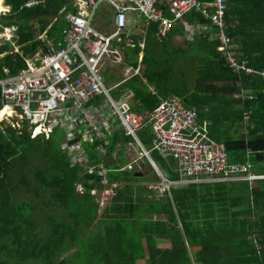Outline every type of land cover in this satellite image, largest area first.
I'll list each match as a JSON object with an SVG mask.
<instances>
[{"label": "trees", "instance_id": "1", "mask_svg": "<svg viewBox=\"0 0 264 264\" xmlns=\"http://www.w3.org/2000/svg\"><path fill=\"white\" fill-rule=\"evenodd\" d=\"M3 1L9 11L0 15V26L17 29L12 41L0 40V78L15 75L24 66V56L46 51L45 40L38 39L34 30L33 17L39 18L38 34L50 26L47 34L54 37L63 27L61 18L53 21L56 12L61 7L74 11L70 0H40L30 8L24 6L29 0ZM185 20L209 24L197 14ZM224 22L231 54L264 71V0H228ZM184 31L178 23L169 38L159 40L156 25L151 24L144 37H132L135 46L125 61L136 66L142 51L141 75L128 82L142 104L139 110H151L163 99L180 98L185 106L197 108L199 121H207L210 136L225 144L230 161L249 162L254 173L264 174V79L236 74L227 67L224 54L217 50L219 42L211 36L215 27L191 42L184 38ZM176 36L182 37L178 43H174ZM138 42H144L142 49ZM14 45L19 53L12 52ZM181 59L188 61L185 67L196 77L192 86L187 80L178 81L186 74L175 67ZM142 78L156 95L147 92ZM241 89L252 96L235 98ZM245 110L252 111V126L243 135L238 134L236 124ZM54 134L62 136L57 130ZM115 137L106 154L96 157L91 152L90 164L78 165L68 161L62 142L57 145L51 136L30 139L26 123L21 130L0 126V264H54L72 242L80 245L82 259L92 258L96 263L135 264L140 259L145 264H264V179L254 187L243 181L190 184L164 190L156 197L133 184L145 181L146 176L118 170L125 161L121 154L112 159L111 153L117 140L130 138L123 133ZM139 137L148 144L144 132ZM159 159L164 166L166 162ZM99 165L107 169L110 183H123L116 188L103 219L96 218L98 207L87 191L109 186L107 179L101 182ZM90 166L93 171L88 174ZM77 184L85 192L79 193ZM148 191L153 194L149 198L144 196ZM65 213L64 219L55 216ZM40 225L45 226V235ZM81 227L88 230L83 239ZM157 239L171 246L158 247ZM72 261L62 259L56 264Z\"/></svg>", "mask_w": 264, "mask_h": 264}, {"label": "built area", "instance_id": "2", "mask_svg": "<svg viewBox=\"0 0 264 264\" xmlns=\"http://www.w3.org/2000/svg\"><path fill=\"white\" fill-rule=\"evenodd\" d=\"M227 3L228 0H77L73 5L75 13L64 16L61 37L49 39L46 32L40 33L37 37L45 40L46 51L24 56L25 66L0 80L1 111L9 112L4 119L28 121L29 129L34 126L31 137L41 133L48 138L57 130L68 161L78 165L89 164L91 152L94 156L106 154L111 139L123 133L130 139L117 140L115 147L131 149L137 154L136 160L147 161L156 172L152 154L174 163L172 180L158 168L163 186L169 185L166 190L231 181L250 185L264 179V174L252 171L249 162L229 160L225 144L212 139L198 122L195 107L170 97L139 113L142 104L128 85L138 74V69L125 61L128 50L135 46L132 37H144L151 24L156 25L159 40L167 38L176 24H182L184 38L189 42L210 26L215 27L217 31L211 36L219 42L217 50L224 54L227 67L247 75L255 73L246 60L230 52L231 38L224 22ZM101 5L105 10L97 19L96 11ZM189 14H197L209 24L187 22ZM13 30L4 29L10 38L6 39L11 40ZM138 45L142 49L144 42ZM141 59L139 52L137 63ZM260 75L264 77V72ZM145 86L151 95H156L151 85ZM249 113L244 115L245 121ZM139 132L145 133L148 144L143 143ZM124 161L118 170H131L135 160ZM98 168L104 182L107 169L101 165ZM92 171L90 166L88 173Z\"/></svg>", "mask_w": 264, "mask_h": 264}, {"label": "rangeland", "instance_id": "3", "mask_svg": "<svg viewBox=\"0 0 264 264\" xmlns=\"http://www.w3.org/2000/svg\"><path fill=\"white\" fill-rule=\"evenodd\" d=\"M2 1V0H1ZM105 10V7L104 6H100L97 11H96V16H97V19H99L103 13V11ZM34 21V24L37 25L36 23V18L33 19ZM0 37H3L1 38V41L3 40H9L10 38L8 37V33H0ZM55 38H59L61 37V28L59 29V31L57 32L56 36H54ZM6 38H9V39H6ZM181 39L179 37H175L174 38V43H178ZM183 48H185V46H183ZM12 52L15 53L16 52V47H13L12 49ZM139 58V56H138ZM186 63H188V61L186 60H179V62L177 63L179 66L175 65V67L180 70L181 72H186L185 76H179L178 77V81H185L187 80L189 86H192L194 84V79L196 77L193 76V73L191 71L188 70L186 66ZM15 126L16 128H21L22 126V123L21 121H19L18 119H15V118H11L9 119L5 124H1L0 126L2 128H4V126H7V125H12ZM26 129L27 131L29 130L28 126L26 125ZM53 142L56 143L57 145L60 146L61 144V137L58 135V134H54L53 137ZM59 140V141H58ZM120 145L119 146H116L115 147V150L114 152L112 153V159H115L118 154H121V156L126 160V161H129V162H133V160H135V163L132 164V171H134L135 173H138V172H141L142 170V174L143 176L145 177L146 176V180L145 181H142V182H135L133 183L135 186H142L145 190H149V191H152L154 193H156V197H160L163 193V191H170V188L172 187H169L168 190H166L167 188H165L166 186H169L168 184H164L163 186V183L161 181V179L159 178L158 176V173H159V170L167 177L171 178L173 176H171V172L169 171V168L166 166V164H161L160 163V159L158 158V156L154 153L152 154V159L154 160L155 164L157 165V172L152 169L149 165V163L147 161H142V159H138L136 160V156L137 154H135V152H133L131 149L128 150V151H124V156H123V151L120 150ZM105 152H102L100 154H103ZM101 157L100 155H97L96 157ZM124 170V169H123ZM255 170H256V167H255ZM134 173V174H135ZM158 177L159 180L156 181L153 180L154 177ZM122 182H118L117 184H114L115 186V189L117 188H120L122 186ZM254 187L256 186L255 183H251L250 184V187ZM174 188H177V187H174ZM115 189H113V194L115 193ZM77 191L79 193H82L84 192V189L82 186H78L77 187ZM147 192L144 196L149 198L151 197L153 194L150 193V192ZM91 195V200L92 202H94V204L97 205L98 209H97V213H96V218L98 219H103L105 216L104 215H101L104 208L111 202V198H112V195L111 193L107 190V188H103L102 190H94L90 193ZM99 215V216H98ZM55 216L58 218V219H64L67 217L66 213L65 214H55ZM40 216L38 215V220H40L39 218ZM39 227H43L44 230H41V232L43 233V235H45L47 233V231H45V226L43 225H40ZM88 233V230L86 229H83V227L80 228V239H83L85 238V236L87 235ZM79 237V235H78ZM164 241L163 240H159L157 239L155 241L156 245L158 247H170V243L169 241H167L168 243H165V244H162ZM143 245H145L144 241L142 242ZM80 245L78 246H75V244L72 242V246L71 245H68L67 247L69 248L67 251H65L63 254H60L55 260H54V264H56L58 261L62 260V259H72L73 261L69 264H106L105 261H100L98 263H96L92 258H83L81 257V252H80V249L81 247H79ZM144 255H146V252H144ZM147 256V255H146ZM116 258H114V263L116 262ZM25 264H37L35 262H31V261H28L27 263ZM135 264H145L144 263V260H137L135 262Z\"/></svg>", "mask_w": 264, "mask_h": 264}, {"label": "clouds", "instance_id": "4", "mask_svg": "<svg viewBox=\"0 0 264 264\" xmlns=\"http://www.w3.org/2000/svg\"><path fill=\"white\" fill-rule=\"evenodd\" d=\"M3 1V0H2ZM38 3H41V1L40 0H29V1H27V3L26 4H24V6L26 7V8H30V7H32V6H34V5H36V4H38ZM74 3H77V0H70V4H71V7L74 9V11L73 12H65V8L64 7H61V9L59 10V11H57L56 12V14L54 15V18H53V21H55V20H57V19H62V21H63V27H65V24H66V22H65V20H64V16L67 14V13H72V14H74L75 13V8L73 7V5H74ZM3 5H4V1H3ZM75 6V5H74ZM4 7H6L7 8V10L6 11H2L1 13H0V15H2V14H6L8 11H9V7H7V6H5L4 5ZM34 18H36V23H38L39 22V18L37 17V16H35V17H33L32 18V23L34 24V21H33V19ZM44 18V17H43ZM96 18H97V16H96ZM34 26V25H33ZM49 27L50 26H47L46 27V30L45 31H43V32H46V34H47V30L49 29ZM63 27L61 28V31H62V29H63ZM0 28H2L1 30H0V33H4V29H8V28H14V30L11 32V35H12V38H11V40H9V42L10 41H12L13 40V38H16V36H15V34H14V32L16 31V27L15 26H12V27H1L0 26ZM34 30L36 31V35L38 36L39 34H38V29H37V25L36 26H34ZM6 32V31H5ZM42 32V33H43ZM61 35H62V33H61ZM47 36H48V38L50 39H58V38H55V37H50L48 34H47ZM1 38H3V37H0V40H1ZM8 41V40H7ZM13 47H17V46H13ZM18 48V47H17ZM38 51V50H37ZM142 52V51H141ZM34 54V53H33ZM138 55V54H137ZM3 55H0V58L2 57ZM136 61H137V58H136ZM24 63V62H23ZM24 66H25V64H24ZM132 66V65H131ZM134 68H137L138 69V74H136L135 76H140L141 75V70H142V65H141V62L140 63H137L136 64V66H133V69ZM10 76H13V75H7V76H5V77H3V78H0V80H3V79H6L7 77H10ZM134 76V77H135ZM133 77V78H134ZM132 78V79H133ZM141 81L143 82V84H144V86H145V84H147L146 83V80L145 79H141ZM146 87V86H145ZM147 89V88H146ZM1 92V91H0ZM148 92V91H147ZM1 110H2V105H1V103H0V112H1ZM143 112V111H146V109H144V110H139V113L140 112ZM7 121L5 120V119H2V120H0V125L1 124H5ZM25 123H26V125L29 127V125H28V121L26 122L25 121ZM24 122H22V126H21V128H16V127H12V128H14V129H16V130H21L22 128H23V125L25 124ZM34 129V126L31 128V129H29L28 131H27V129H26V131L27 132H29V138L30 139H35V138H37V137H39V136H41L42 137V139H44V140H47L48 138H50V136L51 137H53V135H54V133H51L50 134V136L48 137V138H44V136H43V134H41V133H36V135L34 136V137H31V134H32V130ZM61 142H62V144H63V140L61 139ZM61 144V145H62ZM103 168H105V167H103ZM106 169V168H105ZM89 170V169H88ZM87 173H88V171H87ZM88 174H90V173H88ZM107 180L109 181V178H107ZM115 184H117V183H115ZM78 186H82L81 184H77L76 185V190H77V187ZM83 187V186H82ZM103 188H107V190L111 193V195H112V198L111 199H113V197H114V195L116 194V191H117V189H115V186H114V184H112V183H110V181H109V186H106V185H103ZM103 188H101V189H96L95 187L94 188H92V189H88L87 191H89V194L92 192V191H94V190H102ZM83 189H84V192H85V188L83 187ZM113 189H115V193L113 194ZM106 208V207H105Z\"/></svg>", "mask_w": 264, "mask_h": 264}, {"label": "crops", "instance_id": "5", "mask_svg": "<svg viewBox=\"0 0 264 264\" xmlns=\"http://www.w3.org/2000/svg\"><path fill=\"white\" fill-rule=\"evenodd\" d=\"M0 2H1V4H2V1L0 0ZM240 59H243V58H240ZM244 60H246L245 58H244ZM246 61H248V60H246ZM249 67L250 68H252L254 71H255V73H252V74H248V75H258V76H260L262 79H264V77L263 76H261L260 75V73L261 72H264V71H257V70H255L252 66H250L249 65ZM231 70V69H230ZM232 71V70H231ZM233 73H236V74H239V73H242L241 71L240 72H235V71H232ZM244 73V72H243ZM245 74V73H244ZM245 75H247V74H245ZM241 92L239 93V94H235L234 95V97L235 98H239V97H242V98H246V97H250V96H252V93L249 91V90H245V89H241L240 90ZM241 94V95H240ZM244 95V96H243ZM180 99V98H179ZM181 100V99H180ZM243 100V99H242ZM182 101V100H181ZM196 110H197V108H196ZM3 112H5V111H1L0 112V120H2V119H4L3 118ZM250 112V113H249ZM251 110H245L244 111V113H243V115H242V119L239 121V123L238 124H236L237 126H238V129H237V132H238V134L239 133H241V134H243V135H245V134H247L248 132H247V129H246V127L247 126H252V124H250V116H251ZM246 113H249V116H248V119L245 121L244 120V115L246 114ZM198 114V113H197ZM6 116H7V113H6ZM198 122L202 125V126H204L205 127V131H206V133L210 136V133H209V128H208V123H207V121H199V119H198ZM211 137V136H210ZM212 138V137H211ZM213 139V138H212ZM215 140V139H214ZM217 141V140H216ZM167 162H168V164H167ZM166 162V165H167V167H169L170 168V172H171V169H173L174 168V163L172 162V161H167ZM165 176V175H164ZM166 177V176H165ZM167 179H169L170 180V178L169 177H166ZM180 187H182V186H180ZM105 211V208H104V210H103V212ZM102 212V214L101 215H103L104 213ZM99 216V215H98ZM164 242L162 243V244H165V243H168L167 241H165V240H163ZM258 259H262V258H258ZM260 260H259V262H260Z\"/></svg>", "mask_w": 264, "mask_h": 264}, {"label": "bare ground", "instance_id": "6", "mask_svg": "<svg viewBox=\"0 0 264 264\" xmlns=\"http://www.w3.org/2000/svg\"><path fill=\"white\" fill-rule=\"evenodd\" d=\"M7 10V8L6 7H4V5H3V1H2V4H1V2H0V13L2 12V11H6ZM208 31V30H207ZM170 36V35H169ZM169 38V37H168ZM135 43V42H134ZM44 47V46H43ZM46 48V47H45ZM44 49V48H43ZM45 50V49H44ZM142 62H143V60H142ZM129 64H130V62H129ZM147 82V81H146ZM136 97V96H135ZM137 98V97H136ZM6 111L5 112H3V118H6L7 116H6ZM16 119V118H15ZM90 164V163H89ZM95 169V168H94ZM97 175V174H96Z\"/></svg>", "mask_w": 264, "mask_h": 264}, {"label": "water", "instance_id": "7", "mask_svg": "<svg viewBox=\"0 0 264 264\" xmlns=\"http://www.w3.org/2000/svg\"><path fill=\"white\" fill-rule=\"evenodd\" d=\"M150 165V167L153 169V167H152V165L151 164H149ZM142 171H144V170H142ZM142 171L141 172H138V173H135L134 174V177H142L143 176V174H142Z\"/></svg>", "mask_w": 264, "mask_h": 264}]
</instances>
